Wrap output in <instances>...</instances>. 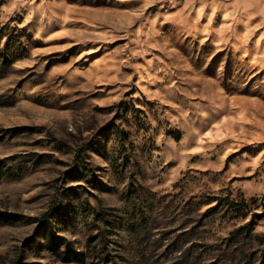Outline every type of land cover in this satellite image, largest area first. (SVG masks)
<instances>
[{
  "label": "rangeland",
  "instance_id": "374dc122",
  "mask_svg": "<svg viewBox=\"0 0 264 264\" xmlns=\"http://www.w3.org/2000/svg\"><path fill=\"white\" fill-rule=\"evenodd\" d=\"M0 264H264V0H0Z\"/></svg>",
  "mask_w": 264,
  "mask_h": 264
},
{
  "label": "trees",
  "instance_id": "16d2710c",
  "mask_svg": "<svg viewBox=\"0 0 264 264\" xmlns=\"http://www.w3.org/2000/svg\"><path fill=\"white\" fill-rule=\"evenodd\" d=\"M7 57H8L7 52L0 50V68H2L6 64Z\"/></svg>",
  "mask_w": 264,
  "mask_h": 264
}]
</instances>
